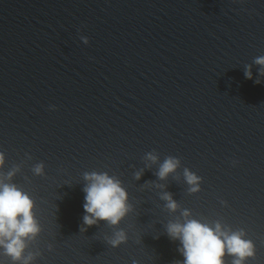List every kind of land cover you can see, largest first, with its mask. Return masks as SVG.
Listing matches in <instances>:
<instances>
[{
  "label": "water",
  "instance_id": "95a60500",
  "mask_svg": "<svg viewBox=\"0 0 264 264\" xmlns=\"http://www.w3.org/2000/svg\"><path fill=\"white\" fill-rule=\"evenodd\" d=\"M262 55L264 0H0V174L18 165L11 182L35 201L33 264H182L166 226L184 209L243 229L248 264H264ZM169 156L180 166L160 179ZM185 168L202 177L198 193ZM92 171L128 192L118 228L80 231ZM118 229L128 241L113 248ZM0 264H12L2 249Z\"/></svg>",
  "mask_w": 264,
  "mask_h": 264
},
{
  "label": "clouds",
  "instance_id": "9594fccd",
  "mask_svg": "<svg viewBox=\"0 0 264 264\" xmlns=\"http://www.w3.org/2000/svg\"><path fill=\"white\" fill-rule=\"evenodd\" d=\"M85 43H88L87 38ZM253 63L259 66V74L264 75V55L254 58ZM244 75L247 79H253L251 65L246 66ZM254 82L261 83L259 79ZM147 158L153 162L158 159L151 152L147 153ZM4 163L5 154L0 151V169H3ZM179 166L180 160L169 156L160 165L157 175L160 179H166ZM19 171L17 165L6 174H0V249L11 259L12 264H33L40 253L27 249L29 242L36 240L42 228L35 215V201L17 184L11 182ZM32 172L36 176H43L44 163H36L32 167ZM136 178H140V173L136 174ZM184 178L189 185L190 194L201 191L202 177L185 168ZM83 179L86 181L83 188L85 214L82 217L80 231L85 232L86 226L97 225L100 221L118 228L133 211L128 192L122 182L107 172L96 171L85 172ZM161 199L166 201L165 207L168 211L176 212L179 209V204L171 193H162ZM181 216L182 222L174 221L167 224L166 233L173 241L180 242L178 251L184 257L182 264H226V256L232 258L231 264H248L249 259L255 258L256 245L251 239L245 238L246 232L243 229L233 230L219 220L214 224H207L190 218L191 212L188 209H184ZM127 241L128 235L123 229H118L107 239V243L113 248ZM49 248L51 249V246ZM132 264H137V261L134 260Z\"/></svg>",
  "mask_w": 264,
  "mask_h": 264
}]
</instances>
